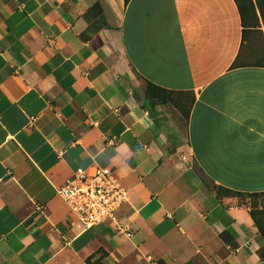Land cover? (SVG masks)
<instances>
[{
	"label": "crops",
	"instance_id": "1",
	"mask_svg": "<svg viewBox=\"0 0 264 264\" xmlns=\"http://www.w3.org/2000/svg\"><path fill=\"white\" fill-rule=\"evenodd\" d=\"M95 165L130 237L57 194ZM259 226L264 0H0V264H264Z\"/></svg>",
	"mask_w": 264,
	"mask_h": 264
},
{
	"label": "built area",
	"instance_id": "2",
	"mask_svg": "<svg viewBox=\"0 0 264 264\" xmlns=\"http://www.w3.org/2000/svg\"><path fill=\"white\" fill-rule=\"evenodd\" d=\"M57 194L70 212L85 226H110L117 233L132 234L119 220V213L127 202V190L109 167L90 166L74 172Z\"/></svg>",
	"mask_w": 264,
	"mask_h": 264
},
{
	"label": "trees",
	"instance_id": "3",
	"mask_svg": "<svg viewBox=\"0 0 264 264\" xmlns=\"http://www.w3.org/2000/svg\"><path fill=\"white\" fill-rule=\"evenodd\" d=\"M127 2V0H126ZM92 10L94 11H97L98 10V13L100 16H102V10L100 8V5L99 4H95L93 7H92ZM240 13L243 15V10L240 8ZM152 89H156L158 91H163V89L159 88V87H156L154 84L152 83H149L148 84V87H147V92L150 93V91ZM219 191H223L226 195H236L238 197H243L244 195L243 194H240V193H234V192H231L230 190H227V189H224L222 187H219L218 189ZM259 230L262 234V236L264 237V230L262 229L261 226H259ZM220 238L222 239L223 242H225L226 244L230 245L231 247H235L237 246V244L233 241L231 235L229 232H223L221 235H220ZM102 250L98 251V253H101ZM261 257L264 259V251L262 252L261 254ZM102 257H100V260H101ZM92 258L88 259L87 260V264H101L100 261H95V262H92L91 261Z\"/></svg>",
	"mask_w": 264,
	"mask_h": 264
},
{
	"label": "rangeland",
	"instance_id": "4",
	"mask_svg": "<svg viewBox=\"0 0 264 264\" xmlns=\"http://www.w3.org/2000/svg\"><path fill=\"white\" fill-rule=\"evenodd\" d=\"M243 199H249V201H250V204L252 203V199H253V196L252 195H249V196H243L242 197Z\"/></svg>",
	"mask_w": 264,
	"mask_h": 264
}]
</instances>
